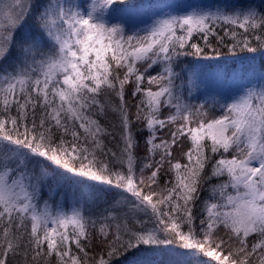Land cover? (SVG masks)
I'll use <instances>...</instances> for the list:
<instances>
[{
  "label": "snow or ice",
  "instance_id": "1",
  "mask_svg": "<svg viewBox=\"0 0 264 264\" xmlns=\"http://www.w3.org/2000/svg\"><path fill=\"white\" fill-rule=\"evenodd\" d=\"M39 7V0H0V264L53 256L57 264H120L132 250L169 246L190 264H264V73L234 75L232 95L198 104L177 84L187 72L189 95L198 87L196 73L181 67V57L204 55L197 39L211 47L209 37L221 44L230 37L225 46L235 54L255 53L254 38L264 50V0L157 5L142 29L110 22L138 14L125 0H48L29 26ZM108 107L120 116L117 150L93 118ZM165 128L170 139L157 143ZM138 136L149 153L142 166ZM165 165L174 179L161 185ZM207 167L226 180L197 224ZM49 170L76 186L70 208L41 205ZM113 190L131 204L132 219L115 208L93 219L100 193ZM97 225L101 250L89 257Z\"/></svg>",
  "mask_w": 264,
  "mask_h": 264
},
{
  "label": "trees",
  "instance_id": "2",
  "mask_svg": "<svg viewBox=\"0 0 264 264\" xmlns=\"http://www.w3.org/2000/svg\"><path fill=\"white\" fill-rule=\"evenodd\" d=\"M177 2V3H176ZM184 0H125V5L133 9L138 14L136 15H130L123 17L122 21L119 23H123L126 29L128 28H145L148 26L152 21L150 17H152L153 12L158 11L157 5L161 6L164 3L172 4L173 6H183L182 3ZM201 3H210L212 0H200ZM253 3L256 5H260L262 0H252ZM48 3V0H39L40 7L36 10H34L32 17L29 20V26H34L38 21L36 19V16L38 15V12L43 8L45 4ZM148 5V7H147ZM124 5H120V7H123ZM112 22V21H110ZM222 34V33H221ZM210 41L212 42L211 47H207L204 45V42L197 39V43L200 44V46L204 49V55L202 57H181V60H184L185 63L181 65V67L189 69L196 74L199 73L201 80L199 82L200 87L203 88V94L200 97L196 94V92L199 90L197 88L192 89L191 95H189L188 92V82H187V76L188 73H185L186 79L184 81H177V84L183 83L184 85V97L186 100H190L193 104H198L203 102L205 98L211 99L212 97H215L216 99H220L221 96L227 95V91L223 88V86L226 85V81L224 83V80L226 77L230 76L231 74H235L237 72H240L241 75H250L251 76H258L261 73H264V50H261L260 47H258V41H256L254 38H251V46L256 47L257 51L255 53H249V52H241L237 50L235 54L229 52L228 47H226V44H230L231 38L225 37V43L221 44L218 43L217 40L213 37H209ZM192 63H188V62ZM15 62V57L13 58V61ZM7 67V65H5ZM159 71L158 66H154V69H150L149 72L153 75H155ZM179 71V69H177ZM219 74V78H217L216 74ZM224 83V84H223ZM223 84V85H222ZM146 86V82H145ZM134 88V85L128 84L125 86V103L127 105L129 114L133 116L136 112L135 104L136 100L131 95V91ZM195 97H199V99H196ZM110 104L112 106H115L118 102V97L112 96L109 98ZM217 115L219 112L217 111ZM165 115L167 113L165 112ZM94 119H97L100 125L103 129L106 130L107 133H110L111 135H107L105 137H102L104 140V144L107 145L108 148H111L113 150H117V142L119 141V133H120V116L119 113L116 111H113V107L106 108L105 112L100 115H96L93 117ZM163 118V117H161ZM159 139L157 140V143H159L160 139L168 140L170 139L168 128H165L158 132ZM138 147L136 149V157L138 165L142 166L143 162H148L145 160V158L149 155L147 152V149L144 144V140L142 138H139L138 136ZM187 148V145H185V150ZM173 156L175 158H179L181 156V153L178 148L173 149ZM155 160H159V154H156L154 157ZM175 162V160L173 161ZM187 161L185 159L181 160V163H186ZM110 168L112 167L113 162L109 161ZM118 167V166H117ZM113 171L117 170V168H113ZM205 171L208 173V175L211 177V167H207ZM49 173L53 174L51 170H49ZM139 175V173H137ZM56 177V180L66 185H71L73 188L76 186L67 182L63 177ZM174 179V176L172 173L167 172V165H165V169L161 171L159 174V183L161 185L164 184L166 180ZM226 180V177H211V179L208 180L207 183L203 185V187L199 190V199L196 202V207L194 208V212L197 215V221L196 223L199 224V219L206 216V212L204 211L205 208V202L208 203H215L217 202L219 198V194L217 193L215 198L213 197L212 189L219 184L223 183ZM67 187V186H66ZM64 191H67L63 189ZM74 191V189H73ZM119 190H113L111 192H102L100 193L99 200H97L91 207L92 212V218L93 219H99L101 214H105L106 209H117L116 215L123 218L127 216L129 219H132L133 214L130 213L131 204L129 201L125 198V196L117 195V192ZM68 192V191H67ZM72 192V191H71ZM69 192V193H71ZM68 193V194H69ZM58 196V195H57ZM67 197V195H66ZM64 196V199L66 198ZM119 197L122 199L127 200L128 202L120 203ZM47 200L50 204L55 205V199L54 196H52L49 193V189H47L46 185L43 189L42 196H41V205L43 202ZM118 204V205H116ZM65 205L68 206V201L65 199ZM69 208V207H68ZM99 225H97L96 230V236L97 239L94 240L88 247L86 248V251L89 254V257H93L98 255L100 252V247L98 244L99 237ZM174 246H169L168 248H163L159 250H152V249H145L141 248L139 250H132L128 252L126 255L121 257L120 264H164L165 257L168 255V252H173L178 255H181L180 253L173 250ZM170 254V253H169ZM80 255H83L82 253ZM191 258L189 259V261ZM40 264H57L55 257H48L46 261H41ZM237 264H240L239 261H237ZM255 264H258V260L255 262Z\"/></svg>",
  "mask_w": 264,
  "mask_h": 264
},
{
  "label": "rangeland",
  "instance_id": "3",
  "mask_svg": "<svg viewBox=\"0 0 264 264\" xmlns=\"http://www.w3.org/2000/svg\"><path fill=\"white\" fill-rule=\"evenodd\" d=\"M194 3H201V2H200V0H184V2L182 3V5L185 6V5L194 4ZM165 4H167V3H164L163 5H165ZM183 6H181V7H183ZM147 7H148V5H147ZM164 11H166V12L167 11H172V9L165 8ZM122 19L123 18H113L111 21L113 23H117V22L122 21ZM234 75L235 76H240L241 74H240V72H237L235 74H231L230 76L226 77L225 80H224V83L226 81V85L223 86V88L227 91L226 92L227 95H232V93L234 91V86L231 84V79H232V77ZM245 76H249L250 77L249 74L248 75H245ZM201 78L202 77H200L199 73H197L196 76L194 77V79L196 80V83L198 84L197 89H199L196 92V94L199 95L200 97L203 94V92H202L203 91V88H201L200 87V84H199ZM46 187H47V189H49V193L52 196H54L55 204L57 202H59V203L63 204L66 209L68 207L70 208L72 206V204H73V189H75V188H73V186H71V185L68 186V185H66V183H64V184L59 183L56 180L55 175L49 173V179H47ZM63 189L67 190L68 192L67 191H64ZM69 192H71V193H69ZM66 195H67V197H66ZM64 196L66 197L65 199H67V201H68V206L65 205ZM119 202L122 204V203H125V202H128V201L119 197ZM116 205H118V204H116ZM190 258L191 257L184 256V255H178V254L173 253V252L172 253L171 252H168V255L165 257V259H163L164 260L163 262H164V264H190V261H189Z\"/></svg>",
  "mask_w": 264,
  "mask_h": 264
}]
</instances>
